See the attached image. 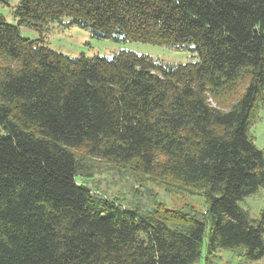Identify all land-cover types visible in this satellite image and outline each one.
<instances>
[{"label":"trees","instance_id":"16d2710c","mask_svg":"<svg viewBox=\"0 0 264 264\" xmlns=\"http://www.w3.org/2000/svg\"><path fill=\"white\" fill-rule=\"evenodd\" d=\"M15 15L0 17V264H195L203 247L264 256V210L239 205L264 188L248 131L264 103V0H20ZM61 18L192 59L70 58L19 34ZM77 151L174 178L207 209L154 215L96 197L76 181Z\"/></svg>","mask_w":264,"mask_h":264},{"label":"rangeland","instance_id":"374dc122","mask_svg":"<svg viewBox=\"0 0 264 264\" xmlns=\"http://www.w3.org/2000/svg\"><path fill=\"white\" fill-rule=\"evenodd\" d=\"M19 1L0 0V17L5 22L18 24L15 8ZM18 30L20 36L70 58L81 55L111 57L123 49H128L170 64L192 59L188 50H176L164 44L96 39L88 31L75 25H68L66 18L45 23L20 24ZM262 94L264 96V88ZM208 101L214 106L226 108V102L222 100L217 104L215 99L209 97ZM248 131L255 146L264 156V103L260 97L257 99ZM76 155L82 167L76 181L86 185L96 197L110 199L121 206L136 208L154 215H162L164 211L170 210L201 218L207 209L200 190L184 185L174 178L158 173H143L131 164L109 162L80 151H77ZM239 205L250 217L258 218L264 210V188L261 187L254 194L245 197ZM242 253L241 248H236L218 249L213 254H208L203 247L201 259L195 264H264V256L251 262L246 260Z\"/></svg>","mask_w":264,"mask_h":264}]
</instances>
